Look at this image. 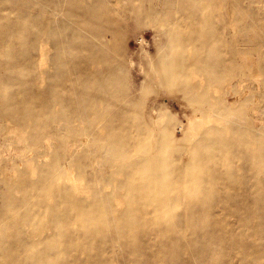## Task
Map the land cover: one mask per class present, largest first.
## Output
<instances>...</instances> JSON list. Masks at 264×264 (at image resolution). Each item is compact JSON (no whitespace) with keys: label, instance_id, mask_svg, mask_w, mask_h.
I'll return each mask as SVG.
<instances>
[{"label":"bare ground","instance_id":"bare-ground-1","mask_svg":"<svg viewBox=\"0 0 264 264\" xmlns=\"http://www.w3.org/2000/svg\"><path fill=\"white\" fill-rule=\"evenodd\" d=\"M119 1L116 0L114 7L110 9L112 13L109 12L110 10H101L95 6L80 4L63 15L74 19L75 23L79 24L80 28L84 29L86 33L77 30L74 26H59V24L53 27L47 26L42 30L43 34L46 35V39L52 42L53 48L58 53L57 56L61 54L62 56H71L73 69L72 71L69 69L68 74L72 72L74 75L72 81L75 88L73 91L63 88L64 81L58 78L55 81L51 78L50 81V77L45 76L43 78L49 82L48 87H44L42 84L36 86L28 82L24 83V89L27 92L29 91L28 97H41L44 106H55V104L58 106L57 114H47L46 112V115L42 117L43 121L47 122L48 125L52 122H62L70 130V139L71 137L75 139L72 142L73 149L79 148L88 139L95 140V137L102 132L106 138H111V140L118 138L117 145L120 153L126 156V153L130 150L143 152L149 150V145L137 143L136 134L151 136V128L145 120L143 122L138 120L135 124L132 122L131 116L127 114V111L132 110V104L129 102L133 98L126 97L122 101H118V98L113 94L114 90L123 89L122 85L117 83L121 66L113 69L109 67L107 54L104 50L105 45L101 43L110 41L108 35L114 38L119 31L118 27L109 26L117 18ZM164 1L160 0L161 4L165 3ZM173 1L179 3L181 9L174 11V17L168 22L169 29L157 30L156 35L163 34V37L171 45L191 44L194 46V51L192 54L181 53L182 51H169L163 55V58L156 59L158 66L147 70V74L155 75L167 89L181 87L189 92L197 88L196 83L181 79L184 75L182 73L183 68L187 69L194 66L195 70L204 72L208 76H216L219 71L227 70L229 61L227 62L225 58L232 59L238 53L234 47L225 52L214 53L210 51V47L215 43L244 40L247 47L244 48L243 54L264 45V29L261 27L257 29L258 23L254 22L257 16L255 18V15L253 16L250 11L252 1L261 3L263 0ZM130 4L132 5L130 9H133L135 13L131 11L133 14L124 17L136 24L141 23L139 20L141 15H144L141 14L142 11L137 6L138 3L132 1ZM152 15L155 16L156 14L149 11L145 17L150 18ZM29 20L28 17L21 20V16H19L17 18L6 17L4 21L6 28L3 31V36L9 42L14 36L24 41L22 48L19 49L17 45L11 46L9 52L5 55L4 64L7 70L13 67L24 68L23 61L20 65L19 60L16 59L19 53L24 56L27 63L26 67L29 70L32 69L33 60L30 59V54L33 45L29 37H35L39 30L30 28ZM44 20H46L44 23H50V20L45 18L41 22ZM175 24H178L179 27L175 28ZM122 35H120V38H122ZM43 50L40 51V58L46 53V51L43 53ZM92 64H98L99 68L90 70L86 67ZM55 70L58 75L63 73L62 65L56 63ZM6 75H8V72ZM88 79L96 81L97 85L89 87ZM20 80V77L10 76H6L3 80V84L11 88L7 92L9 99L4 106V114L12 116L21 112L26 119L41 116L37 110L28 107L25 104L26 102L22 106L13 102L21 101L17 97L16 91L12 89L13 83ZM52 84L58 86L57 90L49 87ZM81 89H84L87 93V97L84 99L75 94L77 90ZM95 101H102V106L100 108H89L87 103ZM138 114L136 113L137 119ZM170 118V116L159 115L158 121L168 122ZM74 121L83 123V127L78 128L76 125H72ZM230 127L233 133L239 131L233 123ZM157 128L162 134V140L168 141L170 138L169 132L172 131L171 127L165 123ZM220 129L206 128L201 138L197 136L204 144L194 146V149H192L193 156L185 163L174 161L175 164H181L177 166L179 169L178 179H194L199 184V187L195 190H186L183 189L184 186L180 188L170 184L171 179L176 178V172L173 175L174 178H172L171 173H160L158 165L151 157L141 156L125 160L117 166L121 177L120 179L117 177L115 190L128 189L130 196L126 201H122L121 197L119 199L114 197L116 195L113 192L114 190L109 194L101 189L100 192L95 193V197L90 199V204H85L80 198L69 199L67 202L62 203L59 200L63 194L67 195L69 187L58 184L57 179L62 176L64 167H67L68 164H76V161L70 159V156L68 159L63 160L64 164H50L44 172L46 179L44 182L48 191H53L52 195L54 194L53 197L55 198L53 199L55 201L53 203L45 202L40 195H32L30 189H28V195L26 196L27 202L30 204L28 211L32 213L33 207L41 208L47 213V223L38 231L32 226L24 230L23 224L20 225L17 219L5 222L4 224L8 223L9 226L5 231L0 232V264H81L86 255L88 258L94 255L97 264H109L121 252L119 248L127 249V252H122V255H126L129 252L136 253V250L142 252L143 249L149 247L151 244L148 238L149 233L154 234V236L152 235V244L156 248L153 253H150L149 258L143 259V263L162 264L160 257L164 252L171 251L174 244L180 243L187 226L194 229L196 238L202 241L200 249L193 251L194 256L199 255L201 249H209L212 240L218 246H224L229 242L249 246L252 243L245 241V239H239L237 236L232 238L223 236V233L218 234L219 231L226 232L228 224L223 223L221 226L218 222L209 219V216L214 213H232L239 222V226L256 228L264 236V228L262 227V224L264 225V175H260V171L264 169V141L256 140L257 136L253 140L240 139L236 135L225 137ZM131 132L134 133L133 137L130 135ZM209 132L215 134L216 138L206 139L205 136ZM112 142L116 143V141ZM160 147L162 146H157V148ZM239 149H242V153L235 162L233 155L238 153ZM160 151L162 155L165 154L163 148ZM174 153L177 154V149L167 154V157H172ZM161 159L164 160L163 157ZM221 159L225 160L227 164L230 163V165L224 169L219 168L217 164ZM197 161H201L204 168L201 167V170L195 169L194 164ZM238 167L241 170L239 173L236 172ZM28 184L31 188V182H28ZM169 187L171 189L176 187L177 189L172 196L166 198L162 195L163 193H158ZM152 188L157 192L153 197L154 201H149L144 205L137 200L144 197L145 193ZM194 196L209 201V204L193 206L187 203V210L192 212V216L170 215L163 205L165 201L171 203L179 201V204H183V198L187 199ZM119 201L129 207H122L120 203H116L120 204V207H114L113 203L116 205L115 202ZM134 202L136 203L135 207L131 206ZM148 207H154V209L160 211L165 222L162 224L159 221L151 222L144 217L148 210H151ZM112 210H114V213L111 212ZM115 211L118 212L115 213ZM169 218L174 221L168 224L167 220ZM2 221H4V218ZM26 225L28 226L29 222ZM162 226L172 232V235L169 236L170 239L163 240L158 237V228ZM176 226L178 231L174 229ZM212 232L216 233L214 239L211 238ZM219 257L220 253L211 254L209 260L212 264H216Z\"/></svg>","mask_w":264,"mask_h":264},{"label":"rangeland","instance_id":"rangeland-1","mask_svg":"<svg viewBox=\"0 0 264 264\" xmlns=\"http://www.w3.org/2000/svg\"><path fill=\"white\" fill-rule=\"evenodd\" d=\"M106 1L0 0V232L5 231L7 226H9L8 223L4 224L5 222H10L14 219H17L20 225L21 223L23 224L24 230L32 226L40 231L44 227L48 220L47 213L38 207H33L32 213L28 211V207H30L26 199L28 189L31 190L32 195H40L45 202L53 203L55 201L53 198L55 197H53L54 194L52 195L53 191L51 192L47 189V185L44 182L46 180L44 172L50 164H64L63 160L68 159L70 156V159L76 161V164H68L67 167H64L62 176L57 179L58 184L69 187L67 195L63 194L59 201L63 203L69 199L80 198L85 204H90V199L95 197V193L100 192L101 189L109 194L114 190L113 192L116 193L114 197L118 199L121 197L122 201H126L130 196L128 189L115 190L116 180L121 177L117 166L125 160L141 156L151 157L158 165L160 173H171L172 178H174L173 175L176 172V178L174 180L171 179L170 184L180 188L184 186L183 189L186 190L197 189L199 184L194 179H178L179 169L177 166L181 164H175L174 161L185 163L193 156L192 149H194V146L204 144L199 138H201L206 128H221V133L225 137L236 135L240 139L253 140L257 136L256 140L264 141V45L243 54L244 48L247 47L244 40L215 43V45L210 47V51L214 53L225 52L232 47L238 53L232 59L225 58L227 62L229 61L227 70L219 71L216 76H208L204 72L195 70L194 66H190L187 69L183 68L182 73L184 75H182L181 79L196 83L198 89L195 88L189 92H186L181 87L167 89L155 75L147 74V70L158 66L156 59L163 58V55L169 51L193 53L194 46L191 44L171 45L163 37V34L156 35L157 30L169 29L168 22L174 17V11L181 9L180 4L173 0H169V2H167L168 0H163L165 2L163 4H161L160 0H120L119 5H117V9H119L117 18L109 25L110 27H118L119 31L114 38L108 35V39H111L110 41L99 43L105 45L104 50L107 54L109 67L113 69L121 66L117 83L121 84L123 89L114 90L113 94L118 98V101H122L126 97L133 98L129 102L132 104V110L127 111V114L131 116L132 122L135 124L138 120L147 121L151 128V136H142L137 133L136 137L138 138V144L149 145L150 148L144 152L130 150L124 156L121 155L117 145L118 138L111 140V138H106L105 134L100 132L95 137V140L88 139L79 148L73 149L72 142L75 139L72 137L70 139V130L62 122H52L48 125L47 122L43 121L42 117L46 115V112L47 114H57L58 106L56 104L55 106H44V101H42L41 97H28L29 91L27 92L24 89V83L29 82V84L36 86L42 84L44 87H48L49 82L43 78L44 76L50 77V81L51 78H53V81L58 78L65 82L63 88L73 91L75 88L72 81L74 75L72 72L68 74L69 69L71 71L73 69L71 56H62V54L57 56L58 53L53 48L52 42L46 39V35L43 34L42 30L47 26L53 27L59 24V26H74L77 30H82L86 33L84 29L80 28L79 24L75 23L74 19L63 15L80 4L95 6L101 10H110L116 3V0ZM132 1H135L136 4L138 3L137 6L142 11L141 14L144 15H141L139 20L142 24H136L134 21L133 23L132 20L124 17L135 13L133 9H130L132 7L130 2ZM147 8L150 9L148 10ZM250 8L252 15H255V18L257 16L256 21H254L258 23L257 29L260 27L264 29V0L261 3L252 1ZM149 11H153L156 14V18L153 15L150 18H146L145 15ZM109 12L112 13L111 10ZM43 15L45 16L43 17ZM19 16H21V20L28 17L30 19L28 22L30 28L39 30L35 37H29L33 45L32 55L30 54V59L32 58L33 60V64L30 62L33 65L31 70L26 67L27 63L21 53L17 55L16 59L19 60L20 65H22L23 61L25 65L23 69L13 67L7 70L4 64L5 55L9 52L11 46L17 45L20 49L24 44V41L22 39L19 40L17 36L12 37L10 42L3 36V31L6 28L4 22L6 17L17 18ZM44 18L49 19L50 23H44L46 20L41 22ZM159 22L161 25L158 24ZM158 26L160 27L158 28ZM174 27L177 28L179 25L175 24ZM120 35H122V38H120ZM41 50H43V53L46 51L42 58L39 55ZM83 52L86 53L85 50ZM56 63L62 65L63 73L60 75L55 70ZM97 65L92 64L86 67L90 70L98 69ZM6 71L8 75H6ZM5 75L21 78L20 81L14 82L12 87L21 101L13 102L19 106L24 105L26 102L25 104L28 107L37 110L41 116H33L26 119L21 112L12 116L4 114L3 109L9 99L7 92L11 89L3 84V80L6 78ZM88 82L89 87L97 85L96 81L88 79ZM49 87L53 90L58 88L56 84H52ZM75 94L83 99L87 97L84 89L77 90ZM87 105L89 108H100L102 101L88 102ZM136 113H139L138 119L136 118ZM159 115L170 116L171 118L168 122L158 121ZM165 123L172 130L171 133L169 132L170 138L168 141L162 140V134L157 128ZM232 123L239 130L238 132L233 133L230 127ZM72 125L80 128L84 124L74 121ZM195 132L197 135L194 134ZM130 135L133 137L134 133L131 132ZM205 138L212 140L216 138V135L209 132ZM112 141H116V143ZM158 145L162 147L157 148ZM162 148L163 152H165L164 155L160 151ZM176 149L177 154L174 153L172 157H167V154L176 151ZM241 153L242 149H239V152L233 155L235 162L241 156ZM229 165L230 163L227 164L222 159L217 164L222 169L227 168ZM201 167L204 168L201 161H197L194 164V168L197 170H201ZM236 172H241L239 167ZM110 175L114 178L112 179ZM260 175H264V169L260 171ZM107 176L108 178L106 179ZM107 181H110L111 184ZM28 182H31V188ZM176 190V187L174 189L169 187L165 191L158 193H163L162 195L168 198ZM155 194L157 192L152 188L145 193L144 197L137 200L146 205L149 201H154L153 197ZM182 201L183 204H179V201L172 203L165 201L163 205L167 208V213L170 215L192 216V212L187 210L188 205L200 206L209 204V201L201 200L198 196L183 198ZM116 203H120V201ZM119 205H114L113 203L114 207H120ZM121 206L129 207L125 204H121ZM131 206L135 207L136 203L134 202ZM148 208L151 210H148L144 217L151 222L159 221L160 224L165 222L160 211L154 209V207ZM111 212L114 213V210ZM117 212L115 211V213ZM2 216L4 221H2ZM209 219L218 222L221 226L223 223L228 224L227 231H219L218 234L223 233V236L231 238L237 236L239 239H245V241H250L252 244L248 246L229 242L224 246H218L212 240L209 249H201L200 254L194 256L192 254L193 251L200 249L202 241L196 238L194 229L187 226L185 235H183L180 243L174 244L171 251L164 252L160 257L162 264H212L209 257L211 254L214 255L216 253H220L216 264H264V236L256 228L239 226V222L232 213H214L209 216ZM173 221L172 218H169L167 223L169 224ZM27 222H29V227L26 225ZM262 227L264 228L263 224ZM158 229L159 238L163 240L170 239L169 236L172 235V232L166 230L165 226ZM174 229L178 231L177 226ZM152 235L154 236L153 233H149L150 246L143 249L142 252L136 250V253L129 252L126 255H122V252L127 249L118 247L121 252L109 264H144L143 259L149 258L150 253H153L156 248L152 244ZM215 236L216 233L212 232L211 238L214 239ZM95 258L94 255L89 258L86 255L81 264H95Z\"/></svg>","mask_w":264,"mask_h":264}]
</instances>
